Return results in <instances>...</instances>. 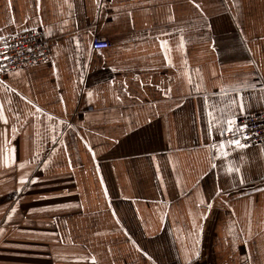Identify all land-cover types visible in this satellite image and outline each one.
<instances>
[{
    "label": "crops",
    "instance_id": "0c3cea01",
    "mask_svg": "<svg viewBox=\"0 0 264 264\" xmlns=\"http://www.w3.org/2000/svg\"><path fill=\"white\" fill-rule=\"evenodd\" d=\"M33 28L50 57L0 75V264H264V145L220 132L264 110V0H0V38Z\"/></svg>",
    "mask_w": 264,
    "mask_h": 264
},
{
    "label": "built area",
    "instance_id": "2783aa9c",
    "mask_svg": "<svg viewBox=\"0 0 264 264\" xmlns=\"http://www.w3.org/2000/svg\"><path fill=\"white\" fill-rule=\"evenodd\" d=\"M109 45L110 41L107 37L98 36L94 37L91 49H106ZM50 54L51 42L45 36L42 28L19 31L12 35L1 37L0 75L5 71L44 61L50 57ZM2 57H7V59ZM239 125L247 126L240 129V132L235 137L240 140L241 144L246 145V147L256 144L264 145V110L236 118L233 127H238ZM232 138L233 132L226 130L224 133L226 143Z\"/></svg>",
    "mask_w": 264,
    "mask_h": 264
},
{
    "label": "snow or ice",
    "instance_id": "6c2138e0",
    "mask_svg": "<svg viewBox=\"0 0 264 264\" xmlns=\"http://www.w3.org/2000/svg\"><path fill=\"white\" fill-rule=\"evenodd\" d=\"M2 58H3V59H7V57H2ZM230 103H231V104H236V105H237V108H238V110H239L240 112H243V111L245 110V104H244L242 98L239 99V100H231ZM209 116H212V113H211V112L209 113ZM235 121H236V117H235L234 115L231 116V118L228 119V120L225 122V123L227 124V128L225 129L223 126H221V128H220V132H221V134H223V132H224L225 130H227V131H232V132H233V138L230 139V140L228 141V143H229V144H232V145H236L237 147H246V145L241 144L240 140L237 139V138H235V137H236L237 133L240 132V129H242V128H244V127H247V126H246V125H239L238 127H233ZM218 122H219V121H218ZM220 148H221V150L224 148V144H223V143L220 144ZM236 171H239V169H236Z\"/></svg>",
    "mask_w": 264,
    "mask_h": 264
}]
</instances>
